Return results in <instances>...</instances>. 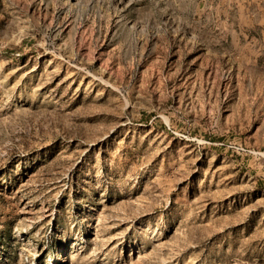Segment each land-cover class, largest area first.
I'll return each instance as SVG.
<instances>
[{
	"label": "rangeland",
	"instance_id": "obj_1",
	"mask_svg": "<svg viewBox=\"0 0 264 264\" xmlns=\"http://www.w3.org/2000/svg\"><path fill=\"white\" fill-rule=\"evenodd\" d=\"M0 264H264V0H0Z\"/></svg>",
	"mask_w": 264,
	"mask_h": 264
}]
</instances>
